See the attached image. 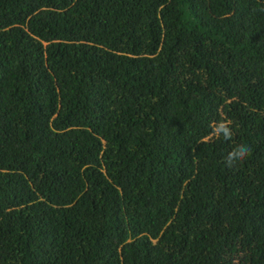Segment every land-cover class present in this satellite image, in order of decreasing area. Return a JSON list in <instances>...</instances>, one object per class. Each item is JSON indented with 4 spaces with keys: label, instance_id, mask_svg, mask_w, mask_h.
Wrapping results in <instances>:
<instances>
[{
    "label": "trees",
    "instance_id": "1",
    "mask_svg": "<svg viewBox=\"0 0 264 264\" xmlns=\"http://www.w3.org/2000/svg\"><path fill=\"white\" fill-rule=\"evenodd\" d=\"M0 264H264V0H0Z\"/></svg>",
    "mask_w": 264,
    "mask_h": 264
},
{
    "label": "clouds",
    "instance_id": "2",
    "mask_svg": "<svg viewBox=\"0 0 264 264\" xmlns=\"http://www.w3.org/2000/svg\"><path fill=\"white\" fill-rule=\"evenodd\" d=\"M222 130L224 131V133H225V137H226V138L230 136V133L228 132V130H227L226 128H222ZM246 154H247V149H245V148H241V149L239 150V156H240L241 159H242ZM232 155H234V154H230V159H231Z\"/></svg>",
    "mask_w": 264,
    "mask_h": 264
}]
</instances>
